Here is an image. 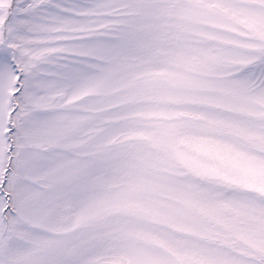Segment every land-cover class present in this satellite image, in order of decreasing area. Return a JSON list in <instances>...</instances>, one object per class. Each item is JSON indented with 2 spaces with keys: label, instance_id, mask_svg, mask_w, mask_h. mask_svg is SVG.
Segmentation results:
<instances>
[{
  "label": "snow or ice",
  "instance_id": "6c2138e0",
  "mask_svg": "<svg viewBox=\"0 0 264 264\" xmlns=\"http://www.w3.org/2000/svg\"><path fill=\"white\" fill-rule=\"evenodd\" d=\"M0 264H264V0H0Z\"/></svg>",
  "mask_w": 264,
  "mask_h": 264
}]
</instances>
